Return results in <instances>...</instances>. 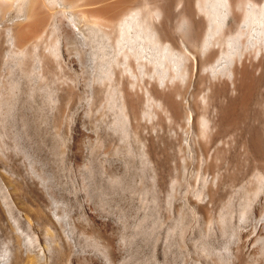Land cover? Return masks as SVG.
I'll use <instances>...</instances> for the list:
<instances>
[{"label":"rangeland","instance_id":"1","mask_svg":"<svg viewBox=\"0 0 264 264\" xmlns=\"http://www.w3.org/2000/svg\"><path fill=\"white\" fill-rule=\"evenodd\" d=\"M83 2L77 9L86 5L91 14L100 6ZM183 2L193 18L196 0ZM16 6L0 27L23 20ZM169 6L173 18L166 26L177 29L174 3ZM59 22L65 24L62 17ZM6 51L2 36L0 264L15 245L36 264H264V154L253 146L259 142L264 150L260 70H249L258 83L244 108L249 78L242 69L235 71L232 93L209 98L204 113L210 125L228 118L230 104H237L234 111L244 122L230 129L221 152L203 153L198 128L178 131L154 117L140 121L141 104L124 123L113 98L86 103L83 89L72 93L65 81L73 79L72 71L30 73L18 55L5 57ZM77 72L83 87L88 75ZM201 92L197 88L190 105L195 115L203 111ZM8 208L25 234L20 244L4 230Z\"/></svg>","mask_w":264,"mask_h":264},{"label":"bare ground","instance_id":"2","mask_svg":"<svg viewBox=\"0 0 264 264\" xmlns=\"http://www.w3.org/2000/svg\"><path fill=\"white\" fill-rule=\"evenodd\" d=\"M80 1L0 0V22L6 21V15L15 4L17 11L24 15L23 20H18L13 27H0V40L5 37L8 46L5 57L9 53L18 55L20 62L28 65L26 71L30 73L39 71L60 75L72 71L73 79L67 77L68 81L65 80L70 83L71 92L83 89L86 103L96 96L113 98L118 104L119 119L124 123L129 124L133 119L131 114L141 104V119L154 117L162 124L175 126L178 131L198 128L201 136L199 147L203 153L211 148L218 151L223 140L227 141L224 137L235 129L239 120L243 121L240 112L238 117L234 111L235 103V106L230 104L226 108L228 118L225 121H213L210 125L204 113L211 104V96L221 98L232 93L236 83L235 71L242 69L249 78L244 83L243 108L258 83L256 78H251L253 72L249 70L262 72L261 90L264 92V0H196L193 18L185 11L183 0H168L169 3L167 0L164 3L162 0L155 3L147 0H85L87 6L100 4L98 8L94 7L92 14L84 10L86 5L77 9ZM165 3H174L172 9L177 29L166 26L172 10ZM59 17L65 20V24L59 22ZM73 59L76 68L73 67ZM77 70L88 75L83 87ZM197 88L202 89L199 98L203 111L200 115L193 114L190 109ZM186 109L189 110L187 115ZM138 120L137 116L139 124ZM258 144L252 145L264 154L261 150L263 144ZM257 163L261 166L260 162ZM6 216L4 230L20 244L19 239L25 238V234L9 208ZM258 224L247 241L253 238ZM5 264H36V261L33 257H23L15 245Z\"/></svg>","mask_w":264,"mask_h":264}]
</instances>
